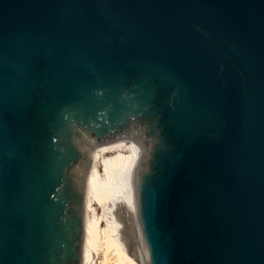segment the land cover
<instances>
[{
    "label": "water",
    "instance_id": "1",
    "mask_svg": "<svg viewBox=\"0 0 264 264\" xmlns=\"http://www.w3.org/2000/svg\"><path fill=\"white\" fill-rule=\"evenodd\" d=\"M133 133L151 264H264V0H0V264H80Z\"/></svg>",
    "mask_w": 264,
    "mask_h": 264
},
{
    "label": "bare ground",
    "instance_id": "2",
    "mask_svg": "<svg viewBox=\"0 0 264 264\" xmlns=\"http://www.w3.org/2000/svg\"><path fill=\"white\" fill-rule=\"evenodd\" d=\"M145 152L140 136L133 133L112 143H98L87 160L80 264H96L92 259L99 251L102 260L98 264H151L136 183ZM81 182L82 177L77 192ZM95 204L103 208L102 216L94 214ZM89 211L93 212L91 220Z\"/></svg>",
    "mask_w": 264,
    "mask_h": 264
},
{
    "label": "rangeland",
    "instance_id": "3",
    "mask_svg": "<svg viewBox=\"0 0 264 264\" xmlns=\"http://www.w3.org/2000/svg\"><path fill=\"white\" fill-rule=\"evenodd\" d=\"M100 161H101V159H100ZM98 165H99V166H98V169L101 170L102 168H101V166H100V163H98ZM101 172H102V171H101ZM93 208H94V214H95L96 216H102V215H103L104 210H103V208H101L100 205L95 204V205L93 206ZM92 213H93V212H90V211H89V213H88V215H89V219H90V220L92 219V216H93ZM101 222H102V223H101ZM105 224H106L105 221H103V220L100 221V225H101V226H104ZM92 260H93L94 263L98 264V263L102 260V254H101V251H99L97 255H94V259H92Z\"/></svg>",
    "mask_w": 264,
    "mask_h": 264
}]
</instances>
